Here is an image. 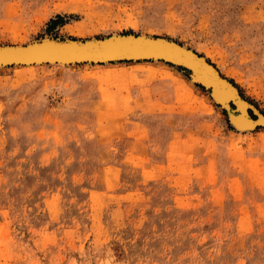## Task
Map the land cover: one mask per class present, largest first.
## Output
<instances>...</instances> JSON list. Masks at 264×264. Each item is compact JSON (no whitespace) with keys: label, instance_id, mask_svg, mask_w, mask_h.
<instances>
[{"label":"rangeland","instance_id":"obj_1","mask_svg":"<svg viewBox=\"0 0 264 264\" xmlns=\"http://www.w3.org/2000/svg\"><path fill=\"white\" fill-rule=\"evenodd\" d=\"M126 32L264 114V0H0V46ZM0 264H264V128L162 61L0 68Z\"/></svg>","mask_w":264,"mask_h":264},{"label":"water","instance_id":"obj_2","mask_svg":"<svg viewBox=\"0 0 264 264\" xmlns=\"http://www.w3.org/2000/svg\"><path fill=\"white\" fill-rule=\"evenodd\" d=\"M176 43L171 42L167 39L159 38V36L147 37V36H141L138 33H133V32L121 33V35L111 34L104 37H96V39L93 40L66 38V37H58V36H49V37L44 36L42 38L35 39L34 41L20 47L1 46L0 65L2 64L11 65L14 64L15 62H20L23 60H32V61L40 60L43 62H49L51 60L54 62L62 61L69 63V65L87 64L88 62H90V64H94L93 63L94 59L108 58L110 59L109 61L111 62L113 60H118L120 62V61H132L134 58L136 59L146 58V56H159L158 60L163 61L167 55H170L175 60L174 61L166 60L165 62L173 66H176L178 68L187 70L188 77L191 80V76L193 75V73H195V70L188 67L187 64H189V62L182 55L186 53H191L197 59L201 58L198 56H202V55L198 54L197 52H196L197 55L194 52H191L189 50L191 48L184 50L182 53L179 52L175 53L173 51L172 45L177 47L178 49L181 48V46L177 45ZM3 49H14V51L13 52L2 51ZM151 58L152 57L147 58L145 60L150 61ZM205 60L209 62L207 63V61H204L205 65L210 67L212 71H214L216 77L220 80H225L223 77H220L221 75H218L217 71L214 69V67H212V63L207 58ZM98 63L101 62L99 61ZM229 82L231 81L229 80ZM193 83L205 88L204 85H202L203 84L202 82H193ZM231 84L233 83L231 82ZM209 90L211 94L213 91V86L209 87ZM210 97L213 100L212 95H210ZM216 104L221 107L220 103H216ZM222 109L226 112L228 122L235 129H237V127L234 126L231 121V117L233 118L234 115L229 114V112L224 108ZM255 117L257 116L254 115L253 119ZM256 127L259 128L260 125H257Z\"/></svg>","mask_w":264,"mask_h":264},{"label":"bare ground","instance_id":"obj_3","mask_svg":"<svg viewBox=\"0 0 264 264\" xmlns=\"http://www.w3.org/2000/svg\"><path fill=\"white\" fill-rule=\"evenodd\" d=\"M113 35H121V34H113ZM141 36H147V37H154L146 34H139ZM47 37V36H46ZM49 37V36H48ZM163 39H167L171 42L176 43L175 41L164 38V37H159ZM96 39V38H93ZM93 39H87V40H93ZM180 45L181 48L178 49L177 47L172 45L173 51L175 53H182L184 50L189 49L184 45ZM26 45V44H24ZM24 45H1L2 47H20ZM0 46V47H1ZM171 46V45H170ZM191 52H196L192 49H189ZM2 51H8V52H13L14 49H3ZM197 55V54H196ZM161 56V55H160ZM188 62L189 64L188 67L192 68L195 70V73L191 76V82H202L206 90L209 91V87L213 86V91L210 95L213 97V101L215 103H220L221 107L224 108L229 112V114H233L234 117H231L232 124L237 127L239 130H252L254 128H257V125H260V127L264 128V114L259 111L253 104H251L247 99H245L238 91V89L234 86V84H231L229 80L220 74L219 70L212 64V67L217 71L218 75H221L220 77H223L225 80H220L216 77V74L212 69L208 66L205 65L204 61L206 58L203 56H198L201 57L197 59L194 55L191 53H186L182 55ZM150 61H159L158 57L159 56H146V58H141V59H136L134 58L132 61H146L145 59L150 58ZM110 59L108 58H103V59H94L93 63L94 64H108L112 62H119L118 60H113L112 62L109 61ZM166 60L169 61H174L175 59L167 55L166 58L162 61L165 62ZM81 61V60H80ZM101 63H98V62ZM121 62V61H120ZM166 63V62H165ZM178 63V62H175ZM207 63H209L207 61ZM51 65V64H57L60 66L64 65H69L67 62H54V61H49V62H43L40 60L32 61V60H23L20 62H15L14 64L11 65H5L2 64L0 65V68L8 67V66H21V67H33V66H43V65ZM87 64H90L88 62ZM173 66V65H172ZM176 67V66H174ZM256 115L253 119V116Z\"/></svg>","mask_w":264,"mask_h":264},{"label":"trees","instance_id":"obj_4","mask_svg":"<svg viewBox=\"0 0 264 264\" xmlns=\"http://www.w3.org/2000/svg\"><path fill=\"white\" fill-rule=\"evenodd\" d=\"M50 22L54 23L55 26L58 24H62V18L60 16L56 17V20H50ZM51 29V28H50Z\"/></svg>","mask_w":264,"mask_h":264}]
</instances>
